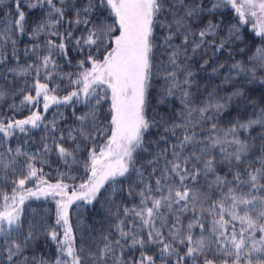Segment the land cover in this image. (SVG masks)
I'll use <instances>...</instances> for the list:
<instances>
[{"label":"snow or ice","instance_id":"snow-or-ice-1","mask_svg":"<svg viewBox=\"0 0 264 264\" xmlns=\"http://www.w3.org/2000/svg\"><path fill=\"white\" fill-rule=\"evenodd\" d=\"M12 6L15 18L0 30V67L10 59L9 44L15 65L0 73V101L22 98L8 104L13 116L0 117V182L12 185L10 193L0 190L4 264H264V105L249 94L264 86V39L230 66L224 83L235 86L225 96L205 89L197 104L190 91L195 73L187 63L189 51L211 48L216 54L243 42L237 25L248 18L257 20L255 35L264 38V0H13ZM228 6L237 25L207 20L192 30L203 13ZM45 7L29 25L31 13L24 9ZM25 35L21 62L16 45ZM157 51L164 57L159 61ZM65 65L76 70L66 72ZM154 76L164 82L161 104L177 93L180 101V110L163 122L155 149L145 142L156 123L146 115ZM234 100L252 111L241 113L238 103V114L221 127ZM104 102H110L106 123L99 118ZM77 106L87 111L76 115ZM65 107L74 127L59 126ZM24 110L29 114L15 118ZM35 129L44 135L32 151L27 145ZM16 137L23 139L10 146ZM53 152L66 169H56L55 182L44 172ZM78 166L87 179L67 182L76 180ZM120 178L129 183L128 195L138 198L130 207L114 202L124 191ZM101 197L115 208L112 222L99 235L77 236L70 209ZM42 198L55 201L54 223L32 219L25 231L26 202ZM40 235L55 244L54 260L24 255Z\"/></svg>","mask_w":264,"mask_h":264},{"label":"trees","instance_id":"trees-1","mask_svg":"<svg viewBox=\"0 0 264 264\" xmlns=\"http://www.w3.org/2000/svg\"><path fill=\"white\" fill-rule=\"evenodd\" d=\"M26 4L28 0H23ZM35 2V0H33ZM75 2V0H73ZM202 3L205 5H210L211 0H202ZM13 0H2L0 3V30H2L5 25V20L7 19L9 24L11 20L15 18V9L12 6ZM26 13L30 11L29 17V25L32 24L36 19H38L44 12L47 11L45 8H37L33 10L24 9ZM71 15V14H69ZM204 19H196L192 21L193 28L192 30H198L203 23L207 20H213L214 22L222 20L224 25H237L238 17L235 13V10L230 6L221 8L217 10L214 14L209 15L207 12L202 14ZM256 24V22L254 21ZM249 19L247 23L238 24L239 32L242 37V41H236L226 48L224 52L213 54V49L202 48L196 54H193L191 51L188 52V56L190 57L189 61V70L195 73L194 76V84L190 91L193 92V99L199 104L207 95L205 89L208 91L215 90L219 96H225L231 93L234 90V82L230 84L224 83L225 76L228 75L230 66L238 61L245 60L248 56L251 55V50L255 46H260L262 37L255 35V30L253 29V24ZM63 31V29H61ZM227 34V28L223 32H220V36H224ZM157 35H160L159 30H157ZM218 42V39H217ZM159 43V41H157ZM175 43H180V40L177 39ZM29 44V39L27 35L22 36L18 39L16 50L21 53V62L24 61V57L22 55V51L26 45ZM240 49H245L244 53H240ZM11 44L7 46V50L5 52L6 55L10 57L9 61L3 67H0V73H4L6 68L13 67L15 65V60L11 59L12 54ZM231 53V56H229ZM160 52L156 53V61L162 59ZM183 59V56L181 57ZM207 60L208 64L204 65L203 68L200 66L204 64V61ZM74 63V62H73ZM63 64V61H61ZM220 65H224V67H219ZM214 68H218V71L213 72ZM64 71L72 72L75 71V67L64 66ZM155 72V69H154ZM235 75V73H233ZM12 77L9 76V80ZM16 84L18 86H22L24 83L23 79L17 78ZM28 83H31V80H28ZM163 80L158 76H154L151 81V87L149 88L148 102L146 106V115L150 121H155L156 123L149 129L147 133H145V142L146 145L148 142H153V149H155V141L159 136L163 135V122L170 121L173 117L174 111L178 112L180 110V101H179V93H177L174 97H168L164 99V103H160V100L163 98L161 95V89L163 87ZM67 81L63 82V85H66ZM62 85V87H63ZM59 95H64L63 91L58 93ZM255 101H257L258 106L264 105V101H261V97L264 96V86L255 85L252 87V91L249 93ZM21 96H16L14 98H9L6 102L0 101V117H10L14 114L8 111V104L13 103L15 100L16 103H19ZM109 103L104 102L102 105L100 120L106 121L110 119V116H106L105 114L109 110ZM240 104V112L251 113L252 109H245L243 107V102L241 101H233V107L229 109L231 115H225L223 121L221 122V127H227L228 121L232 119L233 116H236L238 113L235 110L237 104ZM53 109L52 111H54ZM61 111L64 113L65 122L60 124V127H69L75 126L74 118L71 115V108L65 107L62 108ZM87 111L86 108L82 106H77L76 115H80L82 112ZM28 111L24 110L23 112L15 113V118H22L23 116L28 115ZM52 118L51 111L48 113V119ZM260 131V129H256V131L252 132L253 137L256 136V132ZM44 135V132L41 129L32 130L30 135V142L27 145L32 151L36 150V147L39 146L41 142V137ZM243 135H247L244 133ZM23 137L11 138L8 140V144L12 147L17 146L18 140H22ZM102 142V141H101ZM259 143V141H255ZM87 153L80 154V160L85 159ZM146 158V157H145ZM22 159V158H21ZM49 160L51 162V167L44 166V172L47 174V178L50 179L51 182H55L57 178L56 169H60V171H66L61 166V162H59L56 158L55 152L51 153L49 156ZM37 167H40L37 164ZM73 175L76 176L75 181H67L69 183H80L83 180L87 179V173L84 171L82 166H78L73 170ZM121 184L118 187H122L124 189L123 192H118L114 197V202L116 205H125L131 206L134 203L138 202V198H134L129 196L127 193V189L129 187V183L126 178H120ZM28 187H32V183L27 185ZM12 185L4 184L0 182V190L11 192ZM107 187V185H106ZM2 202V201H0ZM24 211V220L25 227L24 230L27 231V221L36 219V220H45L47 224L51 225L55 220V212L56 205L55 201L51 198L35 200L31 199L26 202ZM110 209L115 211V208L112 204L105 200L104 197H101L98 201H94L92 204H86L82 201L76 202L70 209V219L73 224L74 230L76 231L77 236L80 235H88L89 233L93 235H99L100 233L107 230L109 224L112 222V217L110 215ZM198 233V229L195 230ZM79 243V241H78ZM149 254H152L151 252ZM24 255L28 257L32 256H44L46 260L51 261L56 257V246L50 240H47L44 235H40L39 238L33 241L30 249L24 253ZM0 264H4L3 253H0Z\"/></svg>","mask_w":264,"mask_h":264},{"label":"rangeland","instance_id":"rangeland-1","mask_svg":"<svg viewBox=\"0 0 264 264\" xmlns=\"http://www.w3.org/2000/svg\"><path fill=\"white\" fill-rule=\"evenodd\" d=\"M252 23H254V21L257 23V20L255 18H248ZM255 24V23H254Z\"/></svg>","mask_w":264,"mask_h":264}]
</instances>
